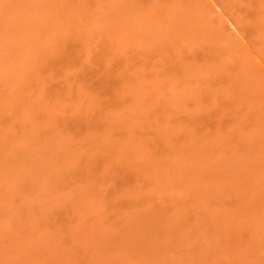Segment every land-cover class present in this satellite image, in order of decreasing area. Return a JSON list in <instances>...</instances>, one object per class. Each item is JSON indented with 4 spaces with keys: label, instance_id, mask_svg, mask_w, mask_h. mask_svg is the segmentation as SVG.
I'll list each match as a JSON object with an SVG mask.
<instances>
[{
    "label": "rangeland",
    "instance_id": "1",
    "mask_svg": "<svg viewBox=\"0 0 264 264\" xmlns=\"http://www.w3.org/2000/svg\"><path fill=\"white\" fill-rule=\"evenodd\" d=\"M0 264H264V0H0Z\"/></svg>",
    "mask_w": 264,
    "mask_h": 264
}]
</instances>
